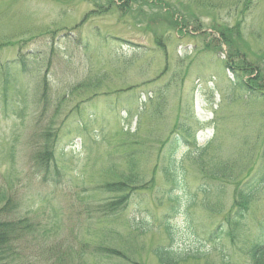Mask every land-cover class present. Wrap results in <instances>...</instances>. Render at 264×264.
Returning <instances> with one entry per match:
<instances>
[{
	"label": "rangeland",
	"instance_id": "obj_1",
	"mask_svg": "<svg viewBox=\"0 0 264 264\" xmlns=\"http://www.w3.org/2000/svg\"><path fill=\"white\" fill-rule=\"evenodd\" d=\"M128 155L146 186L105 216ZM259 173L264 0H0V221L29 226L0 264H251Z\"/></svg>",
	"mask_w": 264,
	"mask_h": 264
},
{
	"label": "trees",
	"instance_id": "obj_2",
	"mask_svg": "<svg viewBox=\"0 0 264 264\" xmlns=\"http://www.w3.org/2000/svg\"><path fill=\"white\" fill-rule=\"evenodd\" d=\"M108 4H112L113 0H107ZM119 43H123V41L116 40ZM159 44L160 42L157 41ZM229 58L225 61V66L233 69L232 65L230 62L228 63ZM227 62V63H226ZM236 73V76L238 78L236 70H233ZM243 80L238 81V86L244 91H247L251 93V88L247 84L246 87L244 85ZM53 151H54V145L53 141H47L46 145L43 147V155H44V166H49L50 162L53 161ZM130 157L129 159V170L128 172H122L118 176L115 177L114 180H112L109 183H106L103 186V190L107 194H111L112 197L110 199L102 204V211L103 215L105 216H112L115 214H119L122 210V208L127 205L129 197H130V192L135 193L137 190H144L145 188V183L143 184V179H141L137 173L135 172V164L133 158H131V155H128ZM166 173L169 172L171 175L169 178L172 183L175 184V175L173 174L174 172L166 169ZM261 183H264V174H256L255 178H252L251 180L246 181L245 184L242 186H237L235 189V196H234V209L237 207V211L239 212L238 218L241 221L243 219L244 213L246 212L245 210L247 209V205L251 202L252 197L254 196V193L258 190L259 186ZM168 200L171 201L170 205V210L171 212H175L176 208L178 207V202L175 198L169 197ZM238 220V221H239ZM238 221H235V225H237ZM239 221V223H240ZM226 223L228 226L227 222L225 221L224 223H219L218 231L217 228L211 233V236L216 233H220V229L223 227V225ZM28 224L26 221L19 220L17 222H10V221H0V250L1 249H8V243L11 240H16L17 237L21 236L20 234L17 235V233H24L25 228L28 229ZM224 232L222 233L223 236L221 237H229L233 236V234L227 229H223ZM231 235V236H230ZM2 250V251H4ZM154 255L158 260L159 264H178V262L181 260L174 256L171 251L165 250L163 248L156 249L154 251ZM203 256V255H202ZM251 256V264H264V242L255 244L251 248L250 252Z\"/></svg>",
	"mask_w": 264,
	"mask_h": 264
}]
</instances>
